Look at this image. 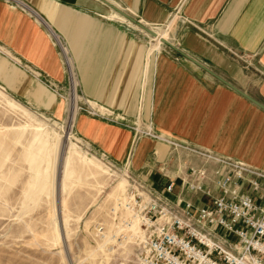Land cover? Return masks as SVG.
I'll return each instance as SVG.
<instances>
[{
  "label": "crops",
  "instance_id": "0c3cea01",
  "mask_svg": "<svg viewBox=\"0 0 264 264\" xmlns=\"http://www.w3.org/2000/svg\"><path fill=\"white\" fill-rule=\"evenodd\" d=\"M107 1L264 104V0ZM148 35L101 0H0V87L59 117L69 90L103 111H76L78 134L159 191L160 167L172 177L202 160L135 127L264 171V110ZM177 193L209 201L179 178Z\"/></svg>",
  "mask_w": 264,
  "mask_h": 264
},
{
  "label": "rangeland",
  "instance_id": "374dc122",
  "mask_svg": "<svg viewBox=\"0 0 264 264\" xmlns=\"http://www.w3.org/2000/svg\"><path fill=\"white\" fill-rule=\"evenodd\" d=\"M65 97L59 117L0 87V264H138L141 228L118 204L132 173L81 138L73 119L84 111Z\"/></svg>",
  "mask_w": 264,
  "mask_h": 264
},
{
  "label": "built area",
  "instance_id": "2783aa9c",
  "mask_svg": "<svg viewBox=\"0 0 264 264\" xmlns=\"http://www.w3.org/2000/svg\"><path fill=\"white\" fill-rule=\"evenodd\" d=\"M59 48L61 51V45ZM76 108L104 116L103 111L87 104ZM133 129L202 160L200 165L188 166L172 177L166 167H160L168 179L164 191L126 170V200L118 204L123 211L128 208L144 228L138 241V264H264V171L236 158L193 148L149 128ZM177 178L182 189L204 195L209 201L184 199L180 193L172 197Z\"/></svg>",
  "mask_w": 264,
  "mask_h": 264
},
{
  "label": "water",
  "instance_id": "95a60500",
  "mask_svg": "<svg viewBox=\"0 0 264 264\" xmlns=\"http://www.w3.org/2000/svg\"><path fill=\"white\" fill-rule=\"evenodd\" d=\"M101 1H103L105 4H107L108 6H110L113 10H115L116 12H118L119 14H121L122 16H124V18L126 20H128L129 22L137 25L140 29H142L143 31H145L146 33H148L150 36L155 37V38L158 37L157 32L155 30L151 29L150 27L146 26L142 22L138 21L137 19H135L132 15H130L126 11L118 8L117 6L113 5L112 3H110L107 0H101ZM160 39H161V42L162 43L169 45L171 48L177 50L182 55H184L186 58L192 60L193 62H195L196 64H198L202 68L206 69L211 74H213L218 79H220L222 82H224L225 84H227L228 86H230L231 88H233L234 90H236L238 93H240L241 95H243L245 98H247L248 100H250L251 102H253L255 105H257L258 107H260L261 109L264 110V104H262L261 102H259L256 99L252 98L250 95L246 94L245 92H243V91L239 90L238 88L234 87L233 85H231L229 82H227L225 79H223L222 77H220L219 75H217L215 72H213L212 70L208 69L203 64H201L200 62H198L197 60H195L194 58H192L188 54L184 53L183 51H181L178 47H176L174 44H172L169 40H167L165 38H160Z\"/></svg>",
  "mask_w": 264,
  "mask_h": 264
},
{
  "label": "bare ground",
  "instance_id": "6f19581e",
  "mask_svg": "<svg viewBox=\"0 0 264 264\" xmlns=\"http://www.w3.org/2000/svg\"><path fill=\"white\" fill-rule=\"evenodd\" d=\"M118 13V12H117ZM119 14V13H118ZM121 15V14H120ZM122 16V15H121ZM122 17H124V16H122ZM157 35H158V37H153L154 39H159L160 38V35L157 33ZM152 37V36H151ZM161 38H163V37H161ZM166 39V38H165ZM168 40V39H167ZM160 41H161V39H160ZM162 43V42H161ZM74 114V113H73ZM75 117V116H74ZM74 120V119H73ZM72 134H71V132H69V133H67V135H66V137H67V139H69V144H68V147H67V149H68V152H69V156H78V155H80V152H79V150H78V145L77 144H75L73 141H71L70 139H71V136ZM59 137H58V142L61 140V137H62V135H58ZM57 142V143H58ZM59 144V143H58ZM80 148V147H79ZM82 154V153H81ZM89 159V158H88ZM75 161V160H74ZM90 161V160H89ZM84 163V165L85 166H87V167H90V162H88V161H84L83 162ZM70 165V163H69V161H67V163H66V166H69ZM103 168V167H102ZM104 171H107L108 172V170L107 169H104ZM65 179H67V176H66V174H65ZM125 180H124V184H122L121 185V189H123V191H125L126 190V186H125ZM126 198V197H125ZM123 200L124 199H121L120 200V202L122 201L123 202ZM126 200V199H125ZM124 200V201H125ZM119 202V203H120ZM122 204V203H121ZM126 208V207H125ZM126 211H128L130 214H129V218H126V220L128 221H126L127 222V225L128 224H131L132 223V221H136L137 223H138V225H139V227L141 228V238H142V234H143V226L141 225V223L139 222V220H138V218L137 217H133L132 215H131V212H130V210H128V208L124 211V212H126ZM126 225V226H127ZM133 225H134V228H136V231H137V233H139L140 231H139V227H138V225L135 223V222H133ZM119 226H121V225H119Z\"/></svg>",
  "mask_w": 264,
  "mask_h": 264
}]
</instances>
